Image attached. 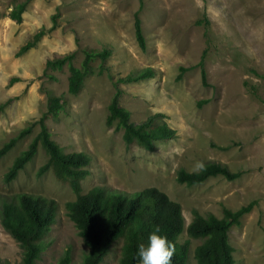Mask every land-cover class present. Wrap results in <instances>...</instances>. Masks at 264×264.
I'll use <instances>...</instances> for the list:
<instances>
[{"label":"rangeland","instance_id":"obj_1","mask_svg":"<svg viewBox=\"0 0 264 264\" xmlns=\"http://www.w3.org/2000/svg\"><path fill=\"white\" fill-rule=\"evenodd\" d=\"M14 1L0 0V144L46 109L47 90L60 94L64 106L46 123L64 151L90 155L82 192L96 184L122 192L156 186L179 202L184 223L192 209L222 216L223 206L234 210L255 200L230 221L227 238L233 264H264V0H29L19 22L7 15ZM135 14L144 46L134 36ZM38 29L44 31L37 43L16 54ZM86 48L109 54L91 60L82 87L69 93L67 65L54 69L45 61L72 53L78 65ZM202 54L205 83L197 64ZM180 66L188 68L178 78ZM145 67L153 74L117 79ZM115 84L130 120L153 116L174 134L152 149L125 144L115 123L104 122ZM37 130L35 124L0 156V202L19 191L54 198L55 220L36 264H58L67 249L77 264L86 246L64 208L75 194L50 169L36 174L45 160L41 147L13 179H3ZM209 160L239 175L217 174L190 185L175 179L179 167L190 171L196 161ZM186 236L182 231L179 239ZM199 241L190 239L185 264H194ZM120 244L115 241L100 264H116ZM20 255L18 242L0 225V262L17 264Z\"/></svg>","mask_w":264,"mask_h":264},{"label":"trees","instance_id":"obj_2","mask_svg":"<svg viewBox=\"0 0 264 264\" xmlns=\"http://www.w3.org/2000/svg\"><path fill=\"white\" fill-rule=\"evenodd\" d=\"M29 0L14 1L7 12L8 17L16 22L21 21ZM53 19V18H52ZM54 20V19H53ZM207 23V21L205 20ZM134 36L140 46H144V36L140 19L134 15ZM43 29H38L22 43L16 51L20 54L33 47ZM83 56L78 65L71 62L72 53L47 58L45 67L59 69L67 65V91L77 93L83 85L85 75L91 72L90 61L95 57L104 59L109 51L107 49H83ZM197 64L200 69V79L205 83V69L203 54ZM187 66H180L181 73ZM153 74V69L145 67L126 76L118 77V81H133ZM116 83V82H115ZM115 91L111 95L107 106L104 122L107 125L115 123L114 127L121 130V137L125 144L135 142L146 149H152L155 142L171 137L174 129L165 121H156L148 116L140 122L129 118L127 108L119 104L120 88L115 84ZM64 97L46 91V109L39 117L21 127L15 134L0 144V156L10 149L15 142L29 133L37 124L38 130L33 134L26 146L22 148L11 160L3 173V179H13L18 170L29 161L40 146L44 161L37 168L40 175L50 169L54 176L67 182L75 196L64 202L65 213L76 228L86 249L81 254L77 264H100L109 253L113 243L121 240L119 256L116 264H138L136 252L141 243H145L148 234L155 228L165 235L169 242L175 244V255L172 264H185L189 251L191 238L200 241L194 245L192 255L194 264H233L232 246L228 241L227 232L230 221L238 218L251 208L255 200H251L237 209L231 210L222 207V216L213 213H199L192 209L191 218L184 223L179 202L171 199L156 186H148L133 192H122L96 184L81 191V180L89 174L90 155L82 150L64 151L51 137L47 118H56L58 111L64 106ZM205 170L199 174L179 167L175 179L178 182L190 185L198 183L209 176L222 175L232 179L239 175V171L230 170L225 163L209 160L204 161ZM57 202L52 197L27 191L15 192L4 196L0 202V225L7 231L21 247L20 260L17 264H36L42 250L47 246L46 234L55 220ZM182 231L187 235L179 239ZM264 248V237H263ZM69 250L60 256L58 264H71ZM0 264H9L0 262Z\"/></svg>","mask_w":264,"mask_h":264},{"label":"clouds","instance_id":"obj_3","mask_svg":"<svg viewBox=\"0 0 264 264\" xmlns=\"http://www.w3.org/2000/svg\"><path fill=\"white\" fill-rule=\"evenodd\" d=\"M71 50L74 49L66 51ZM205 167L203 161H196L190 171L199 174L205 170ZM175 251V244L169 242L167 237L160 233L159 228H155L148 234L146 242L139 245L136 257L138 264H172Z\"/></svg>","mask_w":264,"mask_h":264}]
</instances>
